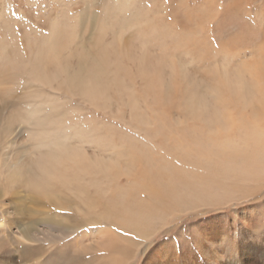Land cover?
Wrapping results in <instances>:
<instances>
[{
    "label": "rangeland",
    "instance_id": "rangeland-1",
    "mask_svg": "<svg viewBox=\"0 0 264 264\" xmlns=\"http://www.w3.org/2000/svg\"><path fill=\"white\" fill-rule=\"evenodd\" d=\"M0 81V168L17 151L31 167L48 163L47 151L62 158L56 159L59 166L51 162L58 168H53L55 179H48V184L40 181L43 174L33 166L29 186L11 191L5 187L4 172L0 173L4 225L0 264L110 263L111 251L95 250L88 238L78 249L72 243L75 235L97 227L88 224V217H96L99 210H90L83 200L104 194L126 195L132 207L140 200L138 194L146 200L153 192L177 196L178 207L165 214L154 211L153 227L158 231L149 242L151 247L172 238L181 245L179 233L199 220L236 223L242 235L246 229L237 214L264 206V183L245 181L242 158L225 155V150L242 149L243 153L248 148L245 127L252 110L245 102L253 101L256 94L264 99V0H0ZM239 81L244 82L240 94ZM193 97L202 106L196 112L204 116L207 111L204 122L193 120L192 108L188 109ZM10 119L17 124L5 139L2 128ZM42 123L64 144L59 149L67 147L71 154H78L68 159L61 153L64 150L38 142L34 130L43 131ZM77 157H82L83 166L74 165ZM118 158L124 163L134 160L126 167L132 174L111 168ZM63 160L71 163L69 168ZM97 166L102 167L97 170ZM81 167L84 174L79 172ZM178 169L190 173L187 176ZM74 172L81 174L87 195L74 193L82 180L72 186L58 182L60 177L70 180ZM97 183L100 195H95ZM43 187L48 196L41 193ZM27 226L33 240L18 235ZM72 226L80 230L69 231ZM100 226L124 232L108 218ZM146 255L141 246L126 264H144Z\"/></svg>",
    "mask_w": 264,
    "mask_h": 264
},
{
    "label": "bare ground",
    "instance_id": "bare-ground-1",
    "mask_svg": "<svg viewBox=\"0 0 264 264\" xmlns=\"http://www.w3.org/2000/svg\"><path fill=\"white\" fill-rule=\"evenodd\" d=\"M58 31H55V32H58ZM55 35H57V34L54 33V35L52 37L54 38ZM52 42H54V41H51V44H52ZM53 44H55V45H53L52 48H55L54 46H56L57 43H53ZM43 49L45 50V48H43ZM45 53H47V52H45ZM51 53L49 51V54L50 55H51ZM60 53H61V51H60ZM52 55H54V54H52ZM121 56H123V55H121ZM51 57H53V56H51ZM48 58H49V56H48ZM5 59H7V58H5ZM42 59L44 61V58H42ZM50 61H53V60H50ZM40 62H42V60ZM1 63H2V61H1ZM12 64H14V63H12ZM57 65L59 66V64H57ZM12 67L14 68L13 65H12ZM56 75H58V74H56ZM41 76L42 75H40L39 77H41ZM1 80H2V78H1ZM72 81H74V80H72ZM29 82H31V81L29 80ZM0 84H1V81H0ZM238 86H239V91L238 92L240 94L242 91H244V90H240V89H242L244 87V82L241 81L238 84ZM261 86H262V84H261ZM51 88H53V87H51ZM92 89L94 90L93 87H92ZM97 91H98V89H97ZM218 93H220V92H218ZM91 94H89V96ZM255 96H257V97L254 98L253 101L251 100L250 102H245L246 107H248V108H250L252 110L251 118L249 119V125L245 127V130H246L245 131L246 132V138H247L246 143L248 145V148H246V149L244 148L245 150H244L243 153H240V151L242 149L239 152H235V153H226L227 151L225 150V155H227L229 158H231L232 156H234V157L237 156L238 157V155H239V157H241L242 160H243L242 164H243L244 167L241 169L242 170V173L247 176L246 177L247 180H245V181H253V182H256V184L260 185L261 183L262 184L264 183V125H260V124H263L264 123V99H261V98L259 99L257 94ZM94 98H96V96ZM94 101H95V99L93 100V102ZM107 101H108V99H107ZM99 103L102 104L101 101ZM199 103L196 102V99L194 97L191 98L189 100L188 109H191L192 108V111H193L192 114L194 116V117L192 116L193 120L196 119L195 121H198V122L201 121V120H203V122H204V121H206L204 119L206 117L205 116L206 115L205 113L207 111L205 112V110H204V116H200L199 113L196 112V110L199 111L198 108L202 107L201 104H199ZM27 106H29V105H27ZM36 106H37V104H36ZM53 106H55V104H53ZM106 106L107 105H104V107H106ZM55 107H53V108H55ZM136 107H138L137 104H136ZM15 110H17V109H15ZM33 110L35 111V109H33ZM43 111L45 112V110H43ZM50 111H51V109H50ZM29 113H32V110H31V112L29 111L28 114ZM48 113L50 114V112H48ZM39 116H41V115H39ZM28 118H30V117H28ZM32 118H34V117H32ZM44 118H41V119H43V121H44ZM52 119H53L52 117L49 118V120L51 122H52ZM30 120H29V122H32V120L31 121ZM34 120L37 121L36 118ZM49 120L48 119L46 120L47 123L49 122ZM39 121H38V123H40ZM222 121H223V119H222ZM43 123L41 124V127L39 126V128H41L43 131L40 130V132H38L39 129H38V131H35L34 130V132H36L34 134L35 137H36V140H38V142H40V143H44L42 145L47 146L49 148L52 147V149L54 148L55 150H57V149H59L61 147H65L63 143L61 144V143L57 142L56 139H58V138H55L54 139L55 136L51 134L52 132L50 131V129L44 126L47 123L46 124H43ZM16 124H17V121L15 120V123H14L11 119L4 123L3 128H2V133H3V136H4L5 139H7L9 136L11 137V135L13 134L12 133L13 128H14V126ZM53 124L55 125V123H53ZM18 126H19V124H18ZM31 126H32V123H31ZM32 127H34V126H32ZM227 127H228V125H227ZM54 131H56V130H53V132ZM212 132H210V133H212ZM59 133L61 134V132H59ZM63 134H64V132H63ZM75 138H76V136H75ZM74 141H76V140H74ZM36 143H37V141H36ZM39 146L40 145H38V147H37L35 145V148H39ZM110 146H112V145H109V147ZM229 146H230V144H229ZM69 148H71V147H69ZM66 149H67V147H66ZM66 149L64 148L63 149L64 151L62 149H59V150H62L63 152H61V153L64 154V157L65 158H68L67 156L70 155L71 153H70V151H67ZM71 149H73V148H71ZM83 149H85V148H83ZM83 149L81 148L80 150L83 151ZM133 151H135V149H133ZM50 152L47 151L46 154L47 153H49V154H48V156L45 155L47 157L46 160L48 161V163L46 162V164H44L42 166H40L38 164L33 165V166H36L37 170H39L40 172H42V174H43L42 179L43 180H41L40 177H38V178L40 179V181H43L46 184H48L47 183V180L48 179L54 178L53 177L54 176V172L53 171H55L54 170L55 168H58V167H54L55 166V165H53L54 161L56 162V165L59 166V164L57 163L58 160H56V159H62L61 157H59V155H57L56 153H53L54 151L53 152L50 151ZM84 152L85 151H83V153ZM136 152H137V150H136ZM61 153H59V154H61ZM79 153H80V151H79ZM63 154H61V155H63ZM76 154H78V152ZM89 154H91V153H89ZM2 155H3V153L0 154V157H2ZM41 155L44 157L43 154H41ZM71 155L72 156H75L73 154H71ZM84 155L86 156V154H84ZM81 158L82 157H80L78 159H75L74 160V162H75L74 165H77V164L81 163L82 166H83V161H82L83 159H81ZM214 158H216V157H214ZM229 158H228V160H229ZM21 159H22V156L20 155V151H17L15 153V158H12V160H11L10 163L9 162H6L4 160L3 166L0 168L1 175L4 172V174L2 176H4V179L6 181L5 182V185H6L5 187H7L11 191L14 188H16V187H22V186L27 187V186H29L30 182H29L28 178H29L30 175H32V177L34 179L33 173L35 172V168H33V166L32 167L30 166L31 163L30 164H27L28 166H26L24 164V162L21 161ZM72 159L70 158L69 161H71ZM103 159H104V161L105 160L107 161V159H105V158H103ZM132 159H133V157H132ZM132 159L131 160H128L127 159V160H125V163H124V161H121V158H118V159L114 160V163L112 164V167L111 168L116 171V168L118 167L119 170H120V172L122 174H124L126 172L128 173L129 171L126 170V167H127L128 162H130V161H133L134 162V160H132ZM202 159H204V158L202 157ZM109 160H110V158H109ZM204 160H205V162L207 161V159H204ZM65 161L66 160H63V163ZM51 162H53V163H51ZM66 162H65V167L68 165V163L66 164ZM70 164L71 163H69L68 166H70ZM95 164H92V167H93V165L95 166ZM87 165H89V164H87ZM60 166H61V161H60ZM84 167L79 168V172L82 173V174H84V169H83ZM97 167H98L97 170H99V169H101L102 166L100 168H99V166H97ZM193 167H194V165H193ZM59 168L61 169V167H59ZM67 168H69V167H66V169ZM88 168H90V166H88ZM103 168H105V170H109L108 169V166L106 167V165L103 166ZM132 168H136V165H134V166L132 165ZM195 168H196V166H195ZM30 169H31V171H33L32 174L30 172ZM71 169H72V167H71ZM62 170H64V169H62ZM133 170H135V169H133ZM178 170H179V173H185V175H187V176L190 173V170L189 171H187V170H180V169H178ZM238 170H239V167H238ZM58 171L60 172V170H58ZM70 171L71 170L69 169L68 172H70ZM88 171H90V170H88ZM92 171L93 172H96L94 170H92ZM115 171H113V172H115ZM113 172H111V174ZM55 173H57V171ZM108 173H106V174H108ZM137 173H140V172L139 171L137 172V170H136V174ZM58 174H60V173H58ZM85 174L87 175V173H85ZM95 174H97V173H95ZM129 174H132V172H129ZM231 174H232V172H231ZM69 175H70V173H69ZM60 176H58V177H60ZM66 176H67V174H66ZM128 176H130V175H128ZM135 177H137V176H135ZM69 178H70V180H66V179H64V177L63 178L60 177V179L58 180V182H60L62 184H65V185H71L74 182H80L82 180L81 181V183H82L81 188L78 189L74 193H76L78 195V192H79V195H83V196L84 195H87L86 187H85V184H84L83 179L81 178V174L76 175V172H74ZM164 179H165V176H164ZM46 184H44V185H46ZM134 184H136V186H137V183H134ZM134 184H133V186H134ZM138 184H139V182H138ZM74 185H76V184H74ZM71 186H70V188H71ZM96 187H97V189H96L95 195H100V192H99L100 191V186H99L98 183L96 184ZM45 188L47 189V188H49V186H47ZM70 188H68V190L72 191ZM50 189H52V188H50ZM44 190H45L44 187H43V190L42 191L39 189V191H41V193H43V195L45 194V195L48 196L47 193H44L43 192ZM130 191H131V189H130ZM45 192H47V191H45ZM56 192H54V193H56ZM37 193H39V192H37ZM150 193H152V191ZM168 194L169 193L167 192V195H155V192H153V195H149L150 196V198L148 199L149 201L146 200V199L141 198V196L138 194V197H140V200L137 202L136 205H134V206H136L135 209H134V211H132V209H133L134 206L132 207L131 203L128 201V199H126V195H124V196L121 195V197H119V195H105L104 194L101 197H95V198L92 197L91 199H84L83 200L84 205H86L90 210H95V209L99 210L96 213V217H92V216H89L88 217V224L91 225V224L94 223V225L97 226V227H96L95 230H93V232L90 231V232H84V234H82V235H75V237L73 239V242H72L73 243V247L76 248V249H78V246L83 247V240L86 239V238H88L89 246L90 247L96 246L94 248L95 250L98 249L99 252H101V251L102 252L111 251V253L108 256V259H110V263H108V264H126L127 263V260L126 259L130 256V254H132V253L134 254V252L136 251V249H139V247H141V246L142 247L144 246L145 247V253L147 252L146 261L145 262L143 261L144 264H264V237L259 235V234H264V227H262V225H264V206L263 205L262 206H258V208L251 207V208H248V209H243L240 213L237 214L238 216H237L236 219H238L241 222V224L244 226V228L246 229L245 232H244V230H242V235H239L238 234L237 227L235 226L236 223H233V225L230 224V223L225 224V225H222L217 220H212V219L204 220V221H200L199 220L197 223L196 222H193L194 224H192L190 226L187 225L188 227L184 228L182 230V232L179 231L180 233H179L178 236H179V238L182 239V244L181 245L178 244V243H176L175 239L172 238V240L169 239V241H167L165 243L163 242V243H160L158 245H155V246H152L151 247L152 244L150 245V243H151L150 241L152 240V238H154V236L156 235V233L158 231V229H156L155 227H153V220H152V217L153 216L152 215L154 214V211H158V209H159V212H162L163 214H165V213H168V211H171L174 207H178L175 204V201L177 203H179V200H176V197L177 196H173V198H171L170 195H168ZM40 195H42V194H40ZM49 196H50V194H49ZM194 196L196 197L197 195H194ZM55 197L57 198V194H55ZM60 197H62V194H61ZM229 197H231V196H229ZM201 200H203V199H201ZM150 201H151V203H150ZM0 212H2V210ZM120 215L123 218H119ZM1 217L2 216L0 215V231L1 230H4L3 219ZM67 217H69V216H67ZM107 218H108V220L111 219V222H112V225L113 226H115L116 228L122 229L124 232L121 234L118 231H115V229L113 227L111 228L109 226H108L109 228H107V229L101 228V226H100L101 220H103V219L106 220ZM59 219H61L60 221L63 222L62 217H59ZM54 220L55 219H53L52 221H54ZM160 220H162V219H160ZM45 221L47 222L48 220H45ZM66 222H69V221L66 220ZM66 222H64V223H66ZM86 222H87V220H86ZM52 223H54V222H52ZM52 223H50V225H52ZM57 223H58V226L57 227H59V222H57ZM57 223H55V224L57 225ZM41 224H44V222L41 223ZM55 224H53V225H55ZM60 224H62V223L60 222ZM158 224H160V223H158ZM29 226H31V225H29ZM162 226H164V224ZM59 228H60V231H61V228L62 227H59ZM33 229H35V228H33ZM63 229H65V228H63ZM69 229H70V227H69ZM76 230L78 231L80 229H77L76 226H72L69 231L75 232ZM53 231H54V229H53ZM63 231H65V230H63ZM66 233H68V232L66 231ZM31 234H32L31 233V229L27 226V227L23 228L22 229V232L20 234H18V235H20V237H23V238L26 237V240H27V238L31 237ZM49 234H51V233H49ZM55 234H57V233H55ZM185 234H187V238L183 237V235H185ZM247 234L250 236V238L249 237L248 238L245 237V236H247ZM126 235H128V236H126ZM244 237H245V239H244ZM203 238L208 242V245L210 244L209 246L203 244V241H202ZM30 240H33V239H30ZM189 241L193 243L192 246H190L188 244ZM212 248H213V251H212ZM195 250H196V252H194ZM143 255H144V253H143Z\"/></svg>",
    "mask_w": 264,
    "mask_h": 264
},
{
    "label": "snow or ice",
    "instance_id": "snow-or-ice-1",
    "mask_svg": "<svg viewBox=\"0 0 264 264\" xmlns=\"http://www.w3.org/2000/svg\"><path fill=\"white\" fill-rule=\"evenodd\" d=\"M262 227H264V225H262Z\"/></svg>",
    "mask_w": 264,
    "mask_h": 264
}]
</instances>
